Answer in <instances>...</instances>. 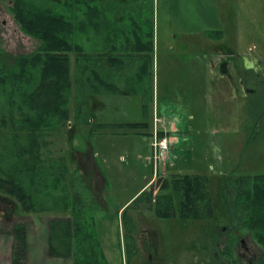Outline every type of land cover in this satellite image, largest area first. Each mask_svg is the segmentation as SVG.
Wrapping results in <instances>:
<instances>
[{
    "label": "rangeland",
    "instance_id": "374dc122",
    "mask_svg": "<svg viewBox=\"0 0 264 264\" xmlns=\"http://www.w3.org/2000/svg\"><path fill=\"white\" fill-rule=\"evenodd\" d=\"M140 3V27L149 25L154 13V32L159 41V57H155L153 68L150 65L151 81L137 83L142 104L147 101L148 105L143 122L148 123V114L151 116L156 107L160 113L169 104L170 111V103L174 106L177 99L186 105L187 97L181 95L179 81L198 73V93L191 91V104L182 113V118H187L184 124L189 126L183 130L186 140L179 141L170 158L156 168L151 161L148 136L152 127L112 128L91 134L94 122L85 126L71 116L70 130L63 131L61 140L57 137L53 144L55 152L58 150L55 157L61 150L69 170L76 172L71 187H82L85 192V212L93 224L89 229L95 234L107 264H215L212 247L218 236L214 232L217 227L226 226V221L236 224L227 207V189L232 179L264 174V0ZM9 5L0 1V49L8 57L29 54L37 42L21 34ZM175 35L188 45L179 47L176 39L170 47ZM225 56L230 57L227 66L231 73L245 78L246 93L241 90L235 94L227 87L217 89L218 81L212 80L211 87L206 80L210 73L221 71L217 60ZM122 108L126 115H116L125 116L129 120L126 122L142 121L132 102ZM93 116L98 119L99 112L92 113L90 119ZM103 158L107 159L104 167ZM176 175L208 179L212 218L200 222L163 220L156 218L144 201H137L126 209L128 224L124 227L117 214L119 207L143 187L146 191L151 189L153 195L161 193V181ZM59 216L62 215L57 212L18 214L14 202L0 194V220L12 218L13 222L6 227L0 224V264H11V228L17 222L26 227L25 264H72L71 257H51L48 252L47 224ZM222 233L224 237V230ZM241 238L254 257L240 259L244 253L238 244ZM224 244H220L222 250ZM232 248L234 264H255L259 258L245 232L237 234ZM227 263L231 264L229 260Z\"/></svg>",
    "mask_w": 264,
    "mask_h": 264
},
{
    "label": "trees",
    "instance_id": "16d2710c",
    "mask_svg": "<svg viewBox=\"0 0 264 264\" xmlns=\"http://www.w3.org/2000/svg\"><path fill=\"white\" fill-rule=\"evenodd\" d=\"M0 1L10 4L9 12L21 34L37 42L34 51L15 57H8L0 49V194L14 202L18 214L62 215L47 224L51 257H71L72 264H107L89 229L93 224L85 212V192L82 187L72 189L76 172L69 170L61 150L55 157L58 150L55 152L53 144L57 137L61 140L63 131L70 130L71 116L75 122L90 124L92 112L87 105L95 95L126 96L129 91L120 90L109 77H103V57L85 53L78 44V11L85 4L89 7L91 0ZM142 108L148 112L147 101ZM98 126L91 127V134ZM147 126L140 122L116 128ZM208 185L203 176L176 175L161 181L159 194L153 195L151 189L143 187L121 211L120 221L127 226L126 209L137 201H144L159 219L208 221L213 216ZM227 196L228 211L236 224L226 221L229 229L225 230H231V234L223 250L218 244L221 226L217 227L212 259L215 264H228V260L234 264L231 246L237 234L245 232L260 254L255 264H264V174L232 179ZM11 236L12 264H25V225L14 223Z\"/></svg>",
    "mask_w": 264,
    "mask_h": 264
},
{
    "label": "crops",
    "instance_id": "0c3cea01",
    "mask_svg": "<svg viewBox=\"0 0 264 264\" xmlns=\"http://www.w3.org/2000/svg\"><path fill=\"white\" fill-rule=\"evenodd\" d=\"M49 1L53 3L55 0ZM140 1L142 0H91L90 3L92 5L90 4V6L87 7V4H85L83 8H80L78 11V17L81 23L79 27L78 44L85 53L98 54L103 57V60H100V64H102L101 67H103V77H109L112 84H115L120 90L129 91V94L126 96L108 95L101 92L99 95H95L92 98V102L90 101L91 104L87 106L89 110L93 111V114L99 112V117L97 119L93 116V119H90L89 123L91 124L94 122L92 125L94 127L104 125L98 126V130L116 128L118 125L125 123H140L126 122L129 120H125V116L116 115L119 113L126 115L122 105H127L129 102L135 105V112L142 116L141 122L144 121L143 118L145 116L142 108V94L139 93L140 88H138L137 83L139 79H141V81L152 79L150 65L153 68L155 57H159L157 54L159 51V41L157 40L156 31L154 32V13L151 18L152 20L148 21L149 25L140 27L142 24L140 22V15L142 13L141 6H143ZM157 35L159 37L158 27ZM176 39H178L176 35L173 36L174 43L168 45L172 47L176 44ZM178 43L179 47L182 48L188 45L187 43H182L179 39ZM229 58L230 57L227 56L220 57V59L217 60V64L221 65V71L219 73H210V77H207L206 80L211 82V87L212 80L218 81L216 85L217 89L223 90L227 87L231 88L235 94L239 93L241 90L246 93L247 86L244 82L245 78L239 73H231L230 67L227 66L229 64ZM74 66L75 63H73L72 67L73 78ZM187 80L190 82H186ZM178 86L181 90V95L183 94V96L187 97L186 105H184L183 101L177 99L174 106L170 103V111H167L169 104H166L165 109L161 110L160 113L157 111L156 107V110L154 109L152 111L151 116L148 114L147 118L148 128L152 127L151 121L149 124V120H152L154 116L170 123L169 127L171 132L168 138L171 149L165 157L168 159L171 156L170 152L173 151L174 146L178 145L179 141L184 142L186 140L183 130L189 126H187L186 123L184 124L187 118L183 119L182 113L184 112V108H188L191 104V98L189 96L192 95L191 91L194 89L195 95L198 93V73L189 75L188 78L179 81ZM174 88H176L175 85ZM74 96L75 89L72 92V97L74 98ZM211 104L213 105V102H211ZM190 118L192 119V117ZM98 130L96 129V132ZM94 157L95 155L93 154V158ZM106 162L107 159L103 158L101 166H107ZM132 197L128 202L119 207V211L117 210L119 217L124 207H126L127 204L129 205L131 200H133Z\"/></svg>",
    "mask_w": 264,
    "mask_h": 264
},
{
    "label": "built area",
    "instance_id": "2783aa9c",
    "mask_svg": "<svg viewBox=\"0 0 264 264\" xmlns=\"http://www.w3.org/2000/svg\"><path fill=\"white\" fill-rule=\"evenodd\" d=\"M171 129L169 122L154 116L152 119V132L149 137L151 149V161L156 168L160 162L165 160L170 150V141L168 138Z\"/></svg>",
    "mask_w": 264,
    "mask_h": 264
},
{
    "label": "flooded vegetation",
    "instance_id": "af4514ba",
    "mask_svg": "<svg viewBox=\"0 0 264 264\" xmlns=\"http://www.w3.org/2000/svg\"><path fill=\"white\" fill-rule=\"evenodd\" d=\"M15 206V205H14ZM16 208V207H15ZM17 209V208H16ZM12 218H5V219H1L0 220V224L3 226V227H6L9 223H13L12 221ZM221 230H224V237L222 238V237H220V241L218 242V244H221V243H228L229 241H230V234H231V230H225L226 228L227 229H229V227L228 226H221V227H219ZM231 229V228H230ZM221 233V232H220ZM223 234V233H222ZM245 241V239L244 238H241V239H239V242H238V244L239 245H241V247L243 248V250H244V253L242 254V256L240 257V259L242 260V258H246L248 255L249 256H251V257H254L255 255L254 254H252L251 252V250L248 248V246H246V245H244V242ZM230 243V242H229ZM12 251H13V249H12ZM232 251H235V249L234 248H232ZM258 253V252H257ZM258 255H260L259 253H258ZM10 261H11V264H12V252H11V255H10ZM213 261H214V259H213ZM246 261V260H245ZM248 263H249V260H248ZM250 264V263H249Z\"/></svg>",
    "mask_w": 264,
    "mask_h": 264
}]
</instances>
